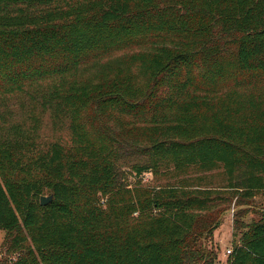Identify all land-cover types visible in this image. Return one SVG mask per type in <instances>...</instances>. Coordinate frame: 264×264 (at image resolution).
Wrapping results in <instances>:
<instances>
[{
    "label": "trees",
    "instance_id": "1",
    "mask_svg": "<svg viewBox=\"0 0 264 264\" xmlns=\"http://www.w3.org/2000/svg\"><path fill=\"white\" fill-rule=\"evenodd\" d=\"M258 191L264 0H0V264H213ZM248 211L225 264H264Z\"/></svg>",
    "mask_w": 264,
    "mask_h": 264
},
{
    "label": "rangeland",
    "instance_id": "2",
    "mask_svg": "<svg viewBox=\"0 0 264 264\" xmlns=\"http://www.w3.org/2000/svg\"><path fill=\"white\" fill-rule=\"evenodd\" d=\"M68 123H64L62 125H54L50 119L45 116L43 118L42 127L40 129V137L43 141H52V140H59L66 142L68 140V130H67ZM191 176L199 177L201 175L200 180H196L202 187H212L216 189L222 190L221 186L225 183L224 175L221 171V168L215 169L213 171L207 173H197V172H190ZM144 181L149 180V182H153L155 178L150 173H145L143 176ZM159 181L165 180L164 176H157L156 177ZM250 205H235V199L230 202V205L227 210H225L221 214V220L218 225L212 230L211 232V244L215 245L217 250V257L216 261L213 264H225L226 256L228 254L225 253L226 247L231 248V238H232V219H233V212L235 213L241 209H248V213L246 217H244L245 221H250L252 219H257L260 213V210L263 207L264 203V191L256 192L255 196L251 199ZM3 231L0 230V243L3 238ZM236 239V238H235ZM1 256V253H0Z\"/></svg>",
    "mask_w": 264,
    "mask_h": 264
},
{
    "label": "water",
    "instance_id": "3",
    "mask_svg": "<svg viewBox=\"0 0 264 264\" xmlns=\"http://www.w3.org/2000/svg\"><path fill=\"white\" fill-rule=\"evenodd\" d=\"M52 199L51 195H41L39 198L40 205H46Z\"/></svg>",
    "mask_w": 264,
    "mask_h": 264
},
{
    "label": "built area",
    "instance_id": "4",
    "mask_svg": "<svg viewBox=\"0 0 264 264\" xmlns=\"http://www.w3.org/2000/svg\"><path fill=\"white\" fill-rule=\"evenodd\" d=\"M230 251H231V248H227L225 252H226V254H229Z\"/></svg>",
    "mask_w": 264,
    "mask_h": 264
},
{
    "label": "crops",
    "instance_id": "5",
    "mask_svg": "<svg viewBox=\"0 0 264 264\" xmlns=\"http://www.w3.org/2000/svg\"><path fill=\"white\" fill-rule=\"evenodd\" d=\"M227 248H230V247H226V249H227ZM226 249H225V251H226ZM225 253H226V252H225ZM226 257H227V256H226ZM225 263H226V262H225Z\"/></svg>",
    "mask_w": 264,
    "mask_h": 264
}]
</instances>
